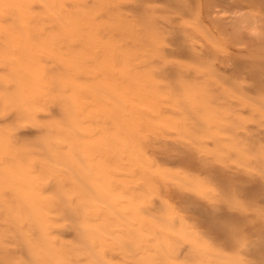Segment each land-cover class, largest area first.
I'll use <instances>...</instances> for the list:
<instances>
[{
	"label": "rangeland",
	"instance_id": "obj_1",
	"mask_svg": "<svg viewBox=\"0 0 264 264\" xmlns=\"http://www.w3.org/2000/svg\"><path fill=\"white\" fill-rule=\"evenodd\" d=\"M0 264H264V0H0Z\"/></svg>",
	"mask_w": 264,
	"mask_h": 264
},
{
	"label": "bare ground",
	"instance_id": "obj_2",
	"mask_svg": "<svg viewBox=\"0 0 264 264\" xmlns=\"http://www.w3.org/2000/svg\"><path fill=\"white\" fill-rule=\"evenodd\" d=\"M69 35L70 36H81L80 34H79V32H78V29L76 30V29H74V30H72V31H70V33H69ZM97 45V44H96ZM40 47V46H39ZM54 52V51H53ZM25 53H26V51H24V52H22V53H20L21 55H25ZM23 74V73H22ZM34 79V81H36V80H38L39 78H33ZM87 171V170H86ZM87 174V176H88V172L86 173ZM85 174V175H86ZM86 176V177H87ZM22 179V178H21ZM7 181H9L8 179H7ZM11 182V188L12 189H14V191L16 192V193H19L18 192V190H17V186L19 185V183L17 182V183H15V179L13 178V177H10V181H9V183ZM16 186V187H15ZM23 193V194H22ZM19 195H21V196H23L24 198H26V199H29V195H28V192L26 191V190H22V191H20V193H19ZM53 202V201H52Z\"/></svg>",
	"mask_w": 264,
	"mask_h": 264
}]
</instances>
